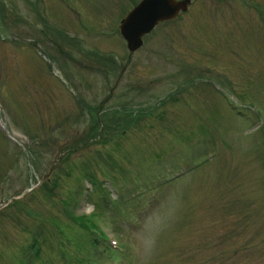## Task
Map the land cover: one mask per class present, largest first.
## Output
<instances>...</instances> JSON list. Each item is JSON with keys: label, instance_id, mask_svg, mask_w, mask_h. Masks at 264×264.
Listing matches in <instances>:
<instances>
[{"label": "rangeland", "instance_id": "374dc122", "mask_svg": "<svg viewBox=\"0 0 264 264\" xmlns=\"http://www.w3.org/2000/svg\"><path fill=\"white\" fill-rule=\"evenodd\" d=\"M54 1L0 0V264H264V0L132 52L138 0Z\"/></svg>", "mask_w": 264, "mask_h": 264}, {"label": "water", "instance_id": "95a60500", "mask_svg": "<svg viewBox=\"0 0 264 264\" xmlns=\"http://www.w3.org/2000/svg\"><path fill=\"white\" fill-rule=\"evenodd\" d=\"M187 0H140L121 20L120 30L130 49L141 43V34L148 31L160 18L170 17L185 8ZM167 4L172 8L170 11Z\"/></svg>", "mask_w": 264, "mask_h": 264}, {"label": "bare ground", "instance_id": "6f19581e", "mask_svg": "<svg viewBox=\"0 0 264 264\" xmlns=\"http://www.w3.org/2000/svg\"><path fill=\"white\" fill-rule=\"evenodd\" d=\"M167 6H168L169 10L171 11L173 7L169 6L168 4H167Z\"/></svg>", "mask_w": 264, "mask_h": 264}]
</instances>
